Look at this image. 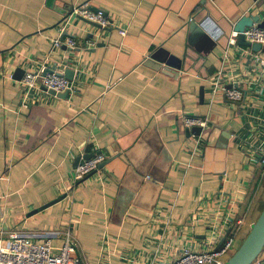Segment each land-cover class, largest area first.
<instances>
[{
  "label": "crops",
  "instance_id": "obj_1",
  "mask_svg": "<svg viewBox=\"0 0 264 264\" xmlns=\"http://www.w3.org/2000/svg\"><path fill=\"white\" fill-rule=\"evenodd\" d=\"M206 2L0 0V235L61 246L71 230L84 264H167L232 235L236 252L264 209V171L252 162L264 144V77L231 24L264 20V0ZM85 3L128 34L72 17L82 47L52 53ZM153 56L177 74L152 67ZM55 63L75 71V90L61 98L40 86L24 106L17 68ZM220 70L242 100L215 90ZM185 116L206 121L199 135H186ZM94 151L114 159L76 182V158ZM253 264H264V248Z\"/></svg>",
  "mask_w": 264,
  "mask_h": 264
},
{
  "label": "built area",
  "instance_id": "obj_2",
  "mask_svg": "<svg viewBox=\"0 0 264 264\" xmlns=\"http://www.w3.org/2000/svg\"><path fill=\"white\" fill-rule=\"evenodd\" d=\"M84 18L90 22L97 23L100 29L118 28L120 34L125 37L128 34L126 26L120 25L110 17L105 11L99 9L94 11L88 4L73 6L67 20L61 23V31L63 37L56 38L53 42L52 53L61 45H66L67 48L77 49L82 47L74 35L68 33V27L71 18ZM231 41L236 43L239 32L233 31ZM246 41L251 43H260L264 46V27H259L257 23L246 27L243 31ZM94 42H86L85 47L92 46ZM251 48V47H250ZM260 52H253L255 58L259 60L262 68V76L264 77V57ZM44 69V68H43ZM42 70L28 71L19 81L23 93V105L28 106V99L33 94L34 90L40 86L47 89H52L58 92L68 90L69 93L75 90V86L69 78L56 69L53 72L43 74ZM46 69V68H45ZM44 69V70H45ZM231 73V72H230ZM225 74L220 70L214 79L215 90L224 93L226 98L234 101H240L243 98V90L239 85H226L224 81ZM259 84L264 87V80L260 78ZM185 125L188 128L193 126H206V121L193 116H185ZM259 154L253 159L255 165H261L264 171V144L258 147ZM107 159V155L102 151H94L93 156L89 159L81 158L75 169L74 180L77 182L86 181L91 173L98 172V166L101 162ZM94 173V174H95ZM87 176H89L87 178ZM87 178V179H86ZM229 217L224 218L226 222ZM64 242L61 246L53 243L51 237L35 238L28 234H23L19 231L10 232L8 237L0 235V264H84L77 254V244L71 230H67L63 234ZM236 237L228 236L225 242L219 247H214L212 244L204 250H193L189 247H184L182 251L172 261L167 264H226L227 258L231 257V252L236 249Z\"/></svg>",
  "mask_w": 264,
  "mask_h": 264
},
{
  "label": "water",
  "instance_id": "obj_3",
  "mask_svg": "<svg viewBox=\"0 0 264 264\" xmlns=\"http://www.w3.org/2000/svg\"><path fill=\"white\" fill-rule=\"evenodd\" d=\"M207 0H203V4L207 5ZM208 6V5H207ZM209 7V6H208ZM207 7V8H208ZM206 8V9H207ZM94 11H98V8H92ZM212 10V8H211ZM198 22L197 20H194L193 22ZM93 25L96 27L100 28V26L97 23L91 22ZM257 23L259 27H264V20H261V17L259 14H245L241 16L234 24H231L232 30L239 32L238 37H237V42L241 46H247L251 47L254 51H262L264 52V46H262L260 43H251L246 41V38L243 34V31L245 30L246 27L252 26L253 24ZM64 36V34H63ZM154 57V58H153ZM152 59L149 60V63L152 64V67H154L157 70L163 69V72H166L169 75H176L177 70H175L170 62H167V58H157L156 56H153ZM157 58V60H155ZM165 64V65H164ZM57 67V63L52 65L51 67H48L44 70L43 74H47L48 72H53ZM178 69H181L178 68ZM215 67H213V70ZM25 73V70L22 68H17L15 72L14 78L17 80H21L23 75ZM60 73V72H59ZM62 74V73H60ZM64 75L69 78L70 80L74 79L75 76V71L68 67L64 71ZM232 86V85H231ZM42 88L52 94L56 95L61 98H66L67 95L69 94L68 90H65L64 92H56L52 89H47L46 87L42 86ZM203 88L201 90V100H203ZM186 135L190 137L192 134L194 135H199L203 128L201 126H193L191 128H186ZM93 156V153L85 154L83 155V158L89 159ZM82 156H79L76 158L75 165L77 166L81 160ZM114 158H109L106 159L105 161L101 162L98 166V169H102L104 166H106L108 163H110ZM95 172L91 173L89 176L94 174ZM131 173V179L133 180L137 179V174ZM87 176V178L89 177ZM86 178V179H87ZM130 179V180H131ZM264 248V209L262 213L260 214L259 218L257 221L252 225V229L247 235V237L244 239L243 243L240 245V247L236 250V252L230 257L229 260H227L226 264H253L257 258L259 257L260 253L262 252Z\"/></svg>",
  "mask_w": 264,
  "mask_h": 264
},
{
  "label": "rangeland",
  "instance_id": "obj_4",
  "mask_svg": "<svg viewBox=\"0 0 264 264\" xmlns=\"http://www.w3.org/2000/svg\"><path fill=\"white\" fill-rule=\"evenodd\" d=\"M5 237H8V236H5Z\"/></svg>",
  "mask_w": 264,
  "mask_h": 264
}]
</instances>
